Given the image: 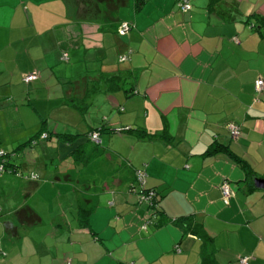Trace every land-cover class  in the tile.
I'll return each mask as SVG.
<instances>
[{
	"label": "crops",
	"instance_id": "1",
	"mask_svg": "<svg viewBox=\"0 0 264 264\" xmlns=\"http://www.w3.org/2000/svg\"><path fill=\"white\" fill-rule=\"evenodd\" d=\"M179 1L137 9L127 0L105 16L96 11L106 0H0V138L20 143L44 128L50 136L30 147L54 141L59 162L46 181L22 176L42 222L20 226L18 237L6 232L21 201L0 218V264H240L242 256L264 264V190L228 152L264 179V90L255 86L264 79V0H187V11ZM74 61L80 74L66 72ZM74 73L77 90L68 86ZM114 74L126 77L120 90L101 81L85 113L70 104ZM94 130L100 142L90 140ZM216 143L223 148L213 151ZM19 151L8 158L22 172ZM136 169L157 192L156 210L133 189Z\"/></svg>",
	"mask_w": 264,
	"mask_h": 264
},
{
	"label": "rangeland",
	"instance_id": "2",
	"mask_svg": "<svg viewBox=\"0 0 264 264\" xmlns=\"http://www.w3.org/2000/svg\"><path fill=\"white\" fill-rule=\"evenodd\" d=\"M82 69H85V66L81 63L74 61L72 63V65L68 69H66V72H69V74H70V73H73L72 71H78V74H80ZM74 74H75V77H73L74 79L70 78V81H72V82L68 86H69V88L72 87L71 89H74L73 88V86H74V87H76L75 90H77L78 89V83H76L77 73H74ZM79 80L80 79H78L77 81H79ZM49 84H51L53 86V87L50 86L49 92L52 94H55L56 93V87H58L57 83L49 82ZM43 87H44L43 88L44 91H46L45 95L49 94L50 97L54 98V95L48 93L45 86H43ZM59 92H61V91H59ZM53 101H54V99L52 100V102ZM38 104H41V103L38 102ZM55 110H54L53 116H55ZM29 141H30V137H28L26 139H21L20 143L19 142L12 143L10 141V143L7 144V143H5V140L0 138V145L4 146L2 151L7 156L9 154H14V152H15V155H13V157H15L16 151L20 150L18 155H17V156H19L17 161L20 160L22 162L21 168H22V172H23L24 176H30V175H32V173L37 174L39 176L38 173H42V175L40 176V180L46 181L49 179V177L47 176V173L49 172L48 175L51 176L52 175L51 170H53L57 164L59 165V162L56 160H53L54 156H52V154H53L52 151L56 150L55 143L52 140H44V141H42L43 142L42 146L40 145L42 143L41 142L38 146H36L35 148H32V147H30V144H28ZM92 143H95V142H92ZM44 145H46V146L44 147ZM95 145L98 147L100 144L97 143ZM15 159H16V157H15ZM46 171H48V172H46ZM45 173L47 176L46 178H45ZM18 181H19V184H17V180L15 177H12V176L3 177L2 175H0V218L5 217L9 213H12L13 212L12 210L15 207V204L17 202H19V201L23 202V200H25V190L23 188L24 187L23 183L25 184L27 181H26V179H23V178L18 179ZM21 188H23V189H21ZM26 190H28V188ZM19 191H20V194L18 193ZM23 192H24V194H23ZM39 196H43V195L40 194ZM27 197H29V195ZM52 201L54 204L55 201L54 200H52ZM54 206H55V204H54ZM12 217H13L12 220H14L17 225H21L19 223L20 221L18 220V217L15 216V214L12 213ZM0 231H3L1 220H0ZM5 252H7V251H5ZM6 254L7 255L4 257L5 260L11 259L13 256V254H11V253L8 254V252ZM17 259H19V261L22 260V258H20V256H17Z\"/></svg>",
	"mask_w": 264,
	"mask_h": 264
},
{
	"label": "trees",
	"instance_id": "3",
	"mask_svg": "<svg viewBox=\"0 0 264 264\" xmlns=\"http://www.w3.org/2000/svg\"><path fill=\"white\" fill-rule=\"evenodd\" d=\"M101 1V3L105 0H99ZM110 0H106L107 4H106V10H103V13L100 11H96V13L100 12L101 14L105 15V16H110V12L112 11H117L121 6H124L127 2V0H114V2H110ZM147 0H135V5L137 9H140L142 7V5L146 2ZM214 0H212L213 2ZM257 19L259 21V30L262 34V36L264 37V16L263 15H258ZM125 76L121 75V74H114V75H104V77H101L100 81H98L97 85L92 87L90 90H88L87 92V96L83 97L82 99H70V104L74 107H76L77 109H79L82 113H85L87 110V103H86V98L89 96V93L95 91L97 88H100L102 85L101 81L106 82V84L108 85V89L110 90H120L123 87V84L125 82ZM44 130V128H43ZM43 130H41L35 137H33L32 139H30V141L28 142V144H31L36 137H40L41 134H43ZM131 131L130 129H126ZM91 133V132H90ZM140 137H150V136H155L152 135L150 133H147L145 131H138L137 133ZM50 135L48 134L47 137H49ZM59 139L63 140V141H71L73 138H75L76 136H72V135H66V134H59L57 135ZM220 148H223L221 144L216 143L213 145L212 150L213 151H217ZM226 149V148H225ZM211 151V149H210ZM230 153V155H232L236 160H238L241 165L244 168L248 169V174L252 180V183L254 185V178L256 177V175L254 174V172L249 169L248 164L245 162V160L235 156L231 151H228ZM77 153V150L76 152ZM7 170L10 173H13L14 175H20V177L22 178V176L24 177V175L22 174V172L19 171L18 167L12 163L9 159L8 162L6 164ZM29 177V176H26ZM255 187V185H254ZM28 194H25V200H23L24 205H20L17 210L13 213L15 214V216L18 217V220L20 221L19 223L21 225H17L15 223L14 220H12V218H5L3 224L5 227V231L8 233H11L12 235H14L15 237L19 236V228L20 226H36L38 224H40L42 222L41 216L30 206L27 204V199H28ZM85 213V211H83ZM190 224V223H189ZM206 236V233H203Z\"/></svg>",
	"mask_w": 264,
	"mask_h": 264
},
{
	"label": "built area",
	"instance_id": "4",
	"mask_svg": "<svg viewBox=\"0 0 264 264\" xmlns=\"http://www.w3.org/2000/svg\"><path fill=\"white\" fill-rule=\"evenodd\" d=\"M178 7L183 10L187 11L188 9L191 8L190 3L187 0H182L177 3ZM131 30V24L127 22H123L120 27H119V33L121 35H125ZM128 59V56L122 55L120 57L121 61H125ZM38 78V74L36 72L30 73L24 77V81L26 82H31L34 81ZM256 90L258 92H261L264 90V79L259 78L255 82ZM230 133L233 137H238L240 134V128L234 124H231L229 126ZM41 138H46L47 133H43L40 135ZM90 140L94 142H100V132L97 130L92 131L89 134ZM36 140L32 142V144H36ZM9 155H5L2 150H0V175H3L4 173L8 172L6 164L8 162ZM26 178H31V179H36L37 176L35 174L30 175L29 177ZM135 186L133 187L134 191L138 194L139 199L141 202H145L148 204V206L152 210H156L158 207V197H157V192L152 189L147 187V173L144 169H136L135 171ZM221 191L223 195L224 202L226 204H229L231 197L233 196V191L231 190L228 182H224L221 186ZM250 256H242L239 259L240 264H249Z\"/></svg>",
	"mask_w": 264,
	"mask_h": 264
},
{
	"label": "water",
	"instance_id": "5",
	"mask_svg": "<svg viewBox=\"0 0 264 264\" xmlns=\"http://www.w3.org/2000/svg\"><path fill=\"white\" fill-rule=\"evenodd\" d=\"M254 185L256 188H260L264 190V179L255 177L254 178Z\"/></svg>",
	"mask_w": 264,
	"mask_h": 264
}]
</instances>
